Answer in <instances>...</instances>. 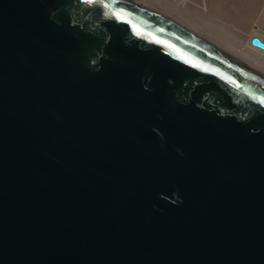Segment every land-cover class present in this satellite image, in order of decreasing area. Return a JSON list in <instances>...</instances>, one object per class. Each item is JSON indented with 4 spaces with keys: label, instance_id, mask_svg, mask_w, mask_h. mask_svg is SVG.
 <instances>
[{
    "label": "water",
    "instance_id": "obj_1",
    "mask_svg": "<svg viewBox=\"0 0 264 264\" xmlns=\"http://www.w3.org/2000/svg\"><path fill=\"white\" fill-rule=\"evenodd\" d=\"M0 264H264V70L138 0H0Z\"/></svg>",
    "mask_w": 264,
    "mask_h": 264
},
{
    "label": "bare ground",
    "instance_id": "obj_2",
    "mask_svg": "<svg viewBox=\"0 0 264 264\" xmlns=\"http://www.w3.org/2000/svg\"><path fill=\"white\" fill-rule=\"evenodd\" d=\"M138 2L181 22L192 33L214 43L235 59L264 70V54L252 48L251 39L254 33L253 27H250L254 21L256 24L264 23V11L260 12L264 0H138ZM241 14L251 17L250 23L245 22L247 27L243 28L238 21L234 24L236 15L240 17ZM252 14L256 16L254 19ZM220 15L221 18L225 16L227 19H219ZM244 19L242 17V20ZM260 36L264 37L263 34Z\"/></svg>",
    "mask_w": 264,
    "mask_h": 264
},
{
    "label": "rangeland",
    "instance_id": "obj_3",
    "mask_svg": "<svg viewBox=\"0 0 264 264\" xmlns=\"http://www.w3.org/2000/svg\"><path fill=\"white\" fill-rule=\"evenodd\" d=\"M241 7H242V6H241ZM241 7H239V8H241ZM261 7H262L263 9H260V12H263V11H264V3L261 5ZM242 15H243V14H241L240 17H238V15H236V16H237V19L235 18V19H234L235 22H234V21H233V22H234V24H235V23H237V21H238L239 23H241L240 25H242L243 28H244V27L246 26L245 24L248 23L249 21H251V20H250L251 17H249V16H247V15H246L247 17H246L245 15H244V16H242ZM236 16H235V17H236ZM250 16H251V15H250ZM224 17H225V16H223L222 18H224ZM242 17H243V19L245 18L246 21H245V19L242 20ZM252 17H253V19H254V17H256L255 14H252ZM218 18H219V19H222V18H221V15H220V17L218 16ZM238 18H240V19H238ZM248 18H249V20H248ZM224 19L226 20L227 18H224ZM232 20H233V19H232ZM240 20H241V21H240ZM227 21H229V20H227ZM227 21H226V22H227ZM245 22H246V23H245ZM227 23H228V22H227ZM229 23H230V22H229ZM231 23H232V22H231ZM239 23H238V24H239ZM249 23H250V22H249ZM254 23H255V21H254ZM254 23H252V25H250V27H253V28H252V33H254L253 36H254V35H257V34H259V35H260V34H263V36H264V33H263V31H262V29H263L262 27H264V23H262V25H261V23L258 22V23L260 24V27H259V24H258V23H257L258 25L255 23V25L253 26ZM238 24H237V25H238ZM247 25H248V24H247ZM246 27H247V26H246ZM248 27H249V26H248ZM241 28H242V27H241ZM239 29H240V28H239ZM263 30H264V29H263Z\"/></svg>",
    "mask_w": 264,
    "mask_h": 264
},
{
    "label": "clouds",
    "instance_id": "obj_4",
    "mask_svg": "<svg viewBox=\"0 0 264 264\" xmlns=\"http://www.w3.org/2000/svg\"><path fill=\"white\" fill-rule=\"evenodd\" d=\"M255 38H259V39L261 40V42L264 43V37L260 36L259 34L254 35V36H252V39H251V44H252L251 46H252V48H253V46H257V45H255V44L252 43V40L255 39ZM257 47L264 51L263 48H261V47H259V46H257ZM254 49H255V48H254ZM258 51H259V50H258Z\"/></svg>",
    "mask_w": 264,
    "mask_h": 264
},
{
    "label": "built area",
    "instance_id": "obj_5",
    "mask_svg": "<svg viewBox=\"0 0 264 264\" xmlns=\"http://www.w3.org/2000/svg\"><path fill=\"white\" fill-rule=\"evenodd\" d=\"M253 48H255V49L259 50L261 53H263V54H264V51H263V50H261L260 48H258L257 46H253Z\"/></svg>",
    "mask_w": 264,
    "mask_h": 264
}]
</instances>
